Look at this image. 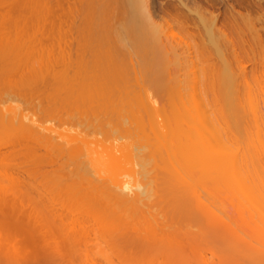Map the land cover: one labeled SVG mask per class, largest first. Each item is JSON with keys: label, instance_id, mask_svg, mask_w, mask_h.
Listing matches in <instances>:
<instances>
[{"label": "bare ground", "instance_id": "6f19581e", "mask_svg": "<svg viewBox=\"0 0 264 264\" xmlns=\"http://www.w3.org/2000/svg\"><path fill=\"white\" fill-rule=\"evenodd\" d=\"M19 1L9 5L20 6L18 3L22 0ZM30 1L33 7H30L31 3L29 7L35 8L34 0ZM38 1L37 9L41 10L29 19L26 13L25 16L20 14L26 6L19 7L20 12L15 14H19L22 25L27 21L26 26H30L29 23L36 19L35 22L42 21V25L50 20L53 27L54 21L60 22L75 8L71 0ZM254 1L249 8L260 13L262 26L247 34L236 25L237 19L242 17L230 8L221 22L218 15L211 13L206 25H195L200 45L206 51H203L205 67L212 68L211 73L214 69L230 72L221 79L223 84L219 77L215 81H220L222 85L219 86L224 85L223 88L215 89L218 84L213 82L215 95L219 94L214 99L222 97L223 93L228 105L232 104L236 88L234 74L244 76L252 66V71L264 77V0ZM121 2L130 17V27L126 25V30L125 27L120 30L112 25L115 35L124 41L130 36L129 40L137 50H149V54L155 51L156 56L161 54L159 59H164L152 1ZM4 6L5 2L0 0V7ZM179 6L186 5L180 0L179 5H174L175 11H180ZM245 8L248 9V5L245 4ZM204 9L203 12L208 14ZM10 13H0V19H5L4 27L1 25L3 29H0L4 39L1 36L0 43L8 47L0 52V104H8L10 110L7 112L5 108L9 114L5 118L0 109V122L3 124L4 119H9L17 123L18 128L13 140L4 136L8 140L4 141L6 151L0 149V161L3 162L0 163V178H5L0 179V246L5 240L22 244L33 264H240L230 257L226 259L228 256L221 259L215 254L214 259L215 252L209 247L216 248V245L210 238L217 237L215 233L222 225L218 222L225 223L219 216L220 212H225H219L220 205H232L233 208L235 205L236 212L258 213L264 225V148L256 151L237 147L229 151L221 149L219 146L224 142L220 136L229 135L227 129L224 130L228 124L223 126L224 123L218 121L221 125L216 126L214 139L203 135L201 130L209 119L201 110L203 104L197 102L196 108L190 111L186 107L184 113L181 108H185L186 103L180 109L171 106V94H167L172 93L171 87L162 82L164 78L160 74L156 79L160 92L154 91L157 95L164 91L162 96L164 100L168 96L166 102L170 101L171 112L159 101L161 97L156 98L147 87L144 90L141 87L139 92H142H137L139 95L135 97L131 89L136 92L139 85L131 87V83L127 84L129 73L122 69L111 50L116 43L110 44L109 39L100 43L95 41L97 47L93 42L95 47L91 50L95 48L94 51L76 54L73 61L72 54L67 52L69 58L67 54L63 56L66 52L61 49L59 58L63 57L62 65L61 61L58 63L59 69L54 67L53 61L57 58L52 56L51 44L46 49L43 46L47 56L45 53L34 55L37 51L21 53L15 50L12 44L28 40L20 28L17 30L20 38L14 40L13 28L10 29L14 25L10 22H18ZM180 15H176L178 24L188 32L187 23L192 20H184V15ZM35 16L38 18L32 20ZM161 19L168 21L165 16ZM112 20H116V15ZM32 24L29 41L35 43L41 29L42 37L47 29L36 25L37 29L33 27V31ZM62 26H58V30H62ZM193 33L189 35L193 37ZM12 38L14 42L10 44ZM48 39L50 43L51 38ZM115 41L120 42L119 39ZM21 43L25 45L24 41ZM192 46L189 45V50H193ZM65 57L70 61L65 62ZM164 62L154 69L162 76L166 70ZM222 99L224 97L219 100ZM19 102L36 111L33 109L29 115H24ZM11 104L15 106L10 109ZM40 114L50 117L49 120H57L58 125L57 117L60 116L59 126H63L65 119L78 128L65 130L61 127L63 131L60 132L51 127L54 121L50 127L47 124L39 127L42 125ZM144 116L150 118L151 126L140 124ZM47 117L43 118L48 121ZM160 119L162 123H158ZM9 120L5 122L9 123ZM9 126L4 129L13 134L12 126L11 129ZM0 134H3L1 130ZM6 179L8 183H5ZM221 198L226 199V205L220 204ZM204 221L210 222L205 224ZM209 227L218 230L212 232L215 237L210 235ZM231 243H228L229 247L237 244ZM207 245L212 257L207 256Z\"/></svg>", "mask_w": 264, "mask_h": 264}, {"label": "rangeland", "instance_id": "374dc122", "mask_svg": "<svg viewBox=\"0 0 264 264\" xmlns=\"http://www.w3.org/2000/svg\"><path fill=\"white\" fill-rule=\"evenodd\" d=\"M10 1L11 0H5V1L1 0V3L5 2V6L3 7L4 9L0 7V13L5 14V12H9V13L12 12L10 14H12V15L14 14L13 18L17 19L15 22H18V24H13L12 22H10L12 25L15 26V27L13 26L10 28V29L13 28L11 30V33L13 31L15 34L13 36V37H15L14 40H16L17 38H20V37H18L19 32L17 31L20 28L21 30L24 31L23 32L24 38H27V40L29 41L30 40L29 37H30V35H32L31 30H30L31 24L36 23L35 18H38V17L35 16L34 18H32V20L35 19V20H33L34 22L29 21V22H31V23H29L30 26L29 25L26 26L27 21L25 24H24V22H25L24 21L23 25H22L21 21H19V18H18L19 14L16 15L15 13L20 12L19 10L21 8H19V7L26 6L25 7L26 10L29 12H27L25 10L26 12L24 11L23 13H20V14L25 16V13H26L28 16V19L31 18L30 15L33 14L32 16H34L35 12L37 13L38 9L41 10V8L37 9L36 4H38L37 3L38 0L33 1L35 8H32V9L30 8V7H33L32 1H30V0H27V1L26 0L25 1L20 0L21 1V2L19 1L20 4L18 3V5H20V6H15L17 4L16 1H18V0H12L13 3L15 2V5L14 6L12 5L14 8H10V7H12L10 5L13 4L12 1L11 2ZM23 1L25 3L22 4ZM40 1L41 0H39L38 2H40ZM108 1L109 0H71V2L73 3V5L75 7L73 10V13H70V15L62 17L60 22L54 21V23H56L57 25L54 24V26L51 27L52 22H50V20L46 23L47 25L46 24L42 25V21L40 22L38 20V23H36V25H38L37 27H39V28L44 27L45 29H47V30H45L47 32H45L43 34L44 37H42V34H40L42 31V29H41L40 33L37 34L39 36V38L38 37L36 38L37 35L33 34V37L36 38L35 43L34 42L32 43V41L31 42L29 41L31 44H28L29 42L25 41V39L22 38L23 40L21 39L22 40L21 42L24 41L25 45L22 46V43L19 40L16 41L17 43L12 44L14 42L13 38H12L11 39L12 42H10V44H12V46L14 45L13 47L16 48L15 50H19V51H21V53L22 52L25 53L26 51H30V52L31 51H34V52L37 51V52H39V53L36 52L34 55H41V53H43V54L45 53V55H46L45 51H47V50H45V49L51 44V47H53L52 48L53 54L52 53L51 54L54 57V59L57 58L56 60L58 62L56 60H54L52 58V56H50V58H52L50 61L54 60L53 61L54 64L55 63L57 64V66L55 64L54 67H58V69H59L60 64H58V63H59V61H61L60 63L62 65V57L66 56V54H67V57H68V53L70 55L72 54L71 61H73L72 59L75 58L76 54H81V53L82 54H84V53L88 54L89 51L91 50V48L96 46L95 41L100 43L101 40L109 39L108 41L110 42V44L113 45L116 43L114 46H111V50L114 52V54L118 58L119 63L122 66V69L124 68V71L126 70L127 73H129L126 75V82L128 81L127 84L131 83L130 84L131 87L133 84L134 85L136 84L135 87L137 85H139V88H137L138 91L136 89V92H135V91H133V89H131V91L135 97L139 95L138 93L142 92V91L139 92V90H141V89L144 90V89L148 88L149 92H151V94L152 93L155 94L156 98L159 99V97H161V100H159V101L162 103H165L164 105L168 106L167 110H169V112H171L172 107L169 106L170 101L166 102V99L168 96L166 95L167 97L165 100L162 96L164 94V91H163V94L161 93V95H157V92L160 89H157L159 87L156 84V81H157L156 79H157V77L158 78L163 77L164 79L162 78L163 79L162 82L165 85L170 86L171 90H172V93H167V94H169V96L171 94V101L173 103L171 106H173L175 108L177 107V109L178 108L180 109L181 105L186 103L185 108H181L182 113H184L183 111H184V109H186V107L190 111V109L193 110V108H196L195 104L197 102L198 103L201 102L203 104V107L201 110L203 111V113L206 116L209 117L208 121L204 122V126L201 130L203 135H207L209 138L214 139V137H216V135H217L216 134V131H217L216 126H218L221 123V121L224 123L223 126L225 125V123L229 125V127H227L228 125L227 126L225 125L226 127L224 126V130L227 129V131H228V133L225 132V133L229 134L228 136L225 137L224 134H222L220 136V134H219V136L222 138V142H224L221 146H219L221 149L229 151V150H233L232 148L237 147V148H241V149L243 148V150L245 149V150H251V151L255 150L256 151L257 149L264 148V135H263V132H264V77H261V73L259 75L258 73H255L254 71H252L251 70L252 66L251 67L249 66L248 73L246 75L243 76L242 74H234L233 84L236 86V88L234 91L232 104L228 105V102H227L228 100L226 99V97L224 96L225 94H223V93H222V97H224V99L219 100L222 97L220 96V98H218L219 94L215 95V93H216L215 89H217L219 87L223 88L224 85L219 86V84H221V83L223 84L221 79L223 77H227L228 75H230V72L229 71L224 72V70H222V69H221V71L219 70L220 72H218L217 69L216 70L214 69V71H216V73L214 71L211 73L210 69H212V68L207 69L208 67L207 68L205 67V65H204L205 63L203 60L206 61V57H204V54L206 53V51H204L203 50L204 48H202V45H200L201 42H200V39L197 37V30H196V26L201 27L204 24L206 25L207 18L211 13L213 15H218L220 22H221L223 20V16L229 10L232 11L234 14L235 13L239 14V16L242 17L240 19H237L236 25L244 33L247 34V33L251 32V30L255 27L256 28L261 27L262 25L260 23V20H262V16L260 15V13L259 14L255 13V11L253 12L249 8V5H251V2H253V3L255 2L254 0L253 1L252 0H246V1L243 0L244 3L241 2L242 0H238L239 2L237 0H181L183 2V4H185L186 6L182 7V8L179 6L180 11H178V9H177L179 14L177 13V11H175L176 7H174V5H179L180 0H151L152 4L154 6V11L156 13V18H154V22L156 24H158L159 28H160V33L158 34V37L160 39L159 45H160V48L162 47V50H161L162 52L161 51L160 52L162 53V57H164V59L163 58L159 59L158 56L161 57V54L159 53V55L156 56L155 51H153V52L155 53V56L157 58L156 57L154 58V54L152 56L153 52L152 53L150 52L151 54H149V50H148V52L147 51L142 52L141 49L137 50L134 47L135 45L133 46L132 42H130V40H131L130 36H128L130 38V40L128 38L126 41H124L123 39H121L120 37H117L115 35L116 31H114V27H117V29L119 28L120 30H122L123 27H125L124 30H126L127 29L126 25H127V27H130V23L128 22V19L130 17H129V15L127 16V13H125L127 11L126 6H124V7L122 6L121 0H111V1H109V3H108ZM247 1H250V4H248L249 2H247ZM6 3H8V6H10V7L6 6L7 5ZM29 3H31L30 7H29V5H30ZM245 4L248 5V9L245 8ZM262 5L264 7L263 2H262ZM6 7H7V9H6ZM203 7H205V9L208 11V14L205 11L203 12V9H204ZM9 8H10V11H9ZM228 8H230V9L228 10ZM180 13L182 15H180ZM203 13H206V15L205 14L202 15ZM15 15H16V17H15ZM114 15H116V20L113 21L112 19H113ZM176 15H180V16L184 15V20H188V19L192 20L193 23L190 21L187 23V24H189L188 25L189 26L188 32H187V29H185L186 30L185 31L182 27L179 26ZM200 15L204 16L201 21H200ZM24 16H23V18H27V16L26 17H24ZM111 16H112V19H111ZM163 16L167 17L168 21H163L161 19ZM185 16H187V17H185ZM10 17H12V16H10ZM1 19H0V27H1V25H3V27H4L5 19H2L3 24H1ZM111 20H112V22H114L113 24H112ZM182 20H183V18H182ZM58 22L62 23L64 25V26H62V30L61 29L58 30V28L62 25V24H58ZM119 24H121V25L119 26ZM134 24H135V22H134ZM24 25H25V27H24ZM36 25H33L31 29L33 30V27H35V29H37ZM112 25H114V27ZM51 28H52V30H51ZM110 28L112 31L111 30L109 31ZM0 29H3V28L1 27ZM192 32H194L193 37L189 35V34H192ZM35 33H37V32H35ZM0 34H2L1 30H0ZM47 34H49V35L47 36ZM2 35H4V34H2ZM2 35H0V37ZM40 35H41V37H40ZM19 36H20V34H19ZM49 36H51V37H49ZM2 38L4 39L3 36H2ZM30 38H32V37H30ZM48 38H51L50 43H49ZM59 39H60V41L61 40L62 41L60 42ZM115 39H119L120 42L117 43L118 40L116 42ZM47 41H48V43H47ZM52 41H54V42H52ZM57 41H58V43H57ZM139 41H142L140 43H143V40H139ZM1 42H2V40H1ZM18 42H20L19 44H21V46L18 44ZM43 43H44V45H43ZM190 44H191V46L192 45L194 46V48H193V46L191 47V48H193V50H189ZM0 45H1L0 46V52H3L6 49L5 47H7V45L4 44V46H3L1 43H0ZM43 46H44V48L46 47L44 49L45 51L42 50ZM9 48L11 50H14L10 45H9ZM61 49L63 50L62 52H66V53H65V55L61 56V58H59L60 57L59 55L61 54L60 53ZM94 49H92L91 51H94ZM157 49H158V47H157ZM34 52H32V54ZM56 54L58 55V57ZM64 59H66V57ZM88 59H89V57H88ZM259 59H261V58H258V60ZM163 60H165V62H166V65H165V62L163 63L164 64L163 68L165 67V69H166L163 72L165 77L162 76V73H160V71L158 69H157V72L154 70L156 68V66H157V68L159 67L160 62H163ZM68 61H70V60L68 59L65 62H68ZM262 62H264V56L262 58ZM51 64L53 65V63H51ZM0 66H2V64H0ZM35 66H37V64H35ZM26 71H28V69ZM133 71H134V73H133ZM159 74L161 75L160 77H159ZM215 74H217V76H215ZM218 74L220 76H218ZM218 77L220 78L221 83H220V81L218 83L216 82L218 85H217V87L215 85V89H214L213 85H214L215 81L219 80ZM153 78H154L155 82H154ZM217 78H218V80H216ZM127 84H125V86ZM130 85H128V86L130 87ZM154 85H156V86H154ZM128 86L126 88H128ZM210 88L215 90V92L213 90H211V91H213L214 93L211 92ZM222 88H220V91H218V93L221 92ZM126 90H128V89H126ZM154 90H156L157 92ZM129 91H130V89H129ZM129 91H128V93H129ZM170 91L166 90V92H170ZM223 91L224 90H222V92ZM212 94L214 95V97L212 96ZM215 96H218V97H216V99H214ZM217 99H218V101H217ZM213 101H216V102L214 103ZM219 101H220V103H218L219 104V107H218L217 102H219ZM160 102H159V104H160ZM19 103H18V106H20V107H22V109H24V111L22 110L24 115H29V113H28L29 111L30 112L36 111V109H34V108H33L34 109L33 110V109L28 108L27 106H23V104H21V102H19ZM1 104H2V106H1ZM1 104H0V106H1L0 109L2 110V113L4 112V117L7 118V116L9 115L7 112H10V110H8L9 105L4 103V102H1ZM11 105H10V109L15 106V105H12V106ZM216 106H217V109H216ZM5 108L7 109V112H6ZM31 110H33V111H31ZM2 113H0V115H2ZM55 115L53 116V118L56 119ZM41 116H43L45 118L47 117L43 114H40L39 119H40V122L42 125L39 127H45L44 125H46V124L48 125V127H50L49 125H51V123H52L51 121H54V120L53 119L49 120L51 118L47 117V119L49 118L47 121L45 118H43ZM59 117L60 116H58L57 119H58V123L60 125V122L62 120L60 121ZM61 119H64V118H61ZM5 120H9V119H4V121L2 122L3 124H1V122H0V130H1V133H3V134H0V140H1L0 141V149H3L4 151H6V149H7L6 144L4 142L6 137H8V139L11 138L13 140V138L16 134V128H18L17 123L9 120V123L12 126V130H14V133L11 134L12 132L10 133V131L8 132L7 129H4V128H8V126H9L8 121L5 122ZM160 121H161V119L158 121V123H162ZM218 121L220 123H218ZM11 122H12V124H11ZM54 122H55L53 124L54 126L52 125L51 127L57 128V130H59V131L60 130L63 131L62 128H64L65 130H72V129L78 128V127L75 128L74 124H68V122H66L65 119L62 122L64 124H61L64 127L59 126L57 124V120H55ZM140 124H144V126L146 125L149 127V126H151L152 122L148 116H144L143 118H141ZM2 125H3V127H2ZM11 126H9L10 129H11ZM80 127L82 128V126H79V128ZM4 136H6V137L4 138ZM1 137H2V139H1ZM7 141H6V143H7ZM1 162L2 161H0V163ZM0 179H2V177ZM4 179L5 178H3L2 180H4ZM5 181H7V182H5ZM5 181H4L5 183L9 182L8 179H6ZM221 194L222 193H220V195ZM224 200L226 201L225 198L224 199L221 198V201H220L221 203L219 201H217V202L220 204L224 203V205H226L227 202H225ZM228 204H229V202H228ZM216 206H217V203H216ZM218 206H219V204H218ZM230 206L231 207H226V206L220 205V207H218V208H220L219 212L221 210L225 211V212H220V215L218 214L219 216H221L225 220V223H224V221L218 222L219 225L221 223H222V225H220V231L215 233V235L217 237H215V235L212 236V234H214L212 232L216 231L219 227L217 226L216 230H212V229H215L216 226H215V228L213 227L212 229L209 227V229L211 231V232L209 231V233H211L210 235L212 237H215L214 239L210 238V237L209 238L211 239L210 241L213 242L214 245H216V248L212 247V246L209 247L208 246L209 244H208L206 251L208 250V247L213 248V249L215 248L214 250L212 249V252L213 251L215 252V253L213 252L214 253L213 254L214 259L217 256H218L217 258L220 257L221 259H225V257L228 256V257H226V259L230 257L231 259L236 260L238 263L240 262V264L241 263L242 264H264V246L262 247V243L264 240V232H263L264 231V225L260 221V218H259L260 214H258V213L252 214V212H241V211L236 212L235 205H234V208L232 205H230ZM201 216H203V214ZM205 217H206V215H205ZM209 222L207 221V222H205V224L209 223ZM90 229H88V231H91ZM204 230L206 231V227ZM209 233H207V234H209ZM206 237H208V235H206ZM239 237H241V238H239ZM206 239H208V238H206ZM204 241H203V243H204ZM231 241H235L237 244L229 247L228 243L229 242L231 243ZM231 244H233V243H231ZM205 246H206V244H205ZM209 250H211V249H209ZM27 251L28 250L24 249L22 244H18L12 240H5V243H3L2 246H0V264H33L32 260L27 256V253H26ZM208 253H210V252L207 251V254ZM207 256L212 257L209 254Z\"/></svg>", "mask_w": 264, "mask_h": 264}]
</instances>
